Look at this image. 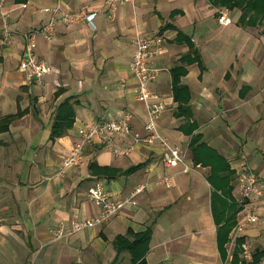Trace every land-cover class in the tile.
I'll return each instance as SVG.
<instances>
[{"label": "crops", "instance_id": "crops-1", "mask_svg": "<svg viewBox=\"0 0 264 264\" xmlns=\"http://www.w3.org/2000/svg\"><path fill=\"white\" fill-rule=\"evenodd\" d=\"M54 2L7 0L11 36L4 44L0 15V264H130L131 252L118 253L115 241L120 235L132 240L130 230L147 228L152 231L148 264H229L234 253L229 256L223 241H229L230 233L219 236L218 228L233 205L239 207L242 158L259 177V221L249 225L245 237L254 256H261L264 23H251L248 15L241 21L242 10L234 8L227 10L231 22L223 24L221 9L208 0H137L114 9L104 0H66L72 10H96V28L85 21L59 23L53 39L39 35L37 52L54 71L38 84L19 68L24 33L49 20ZM137 31L164 37L154 61L161 72L150 87L164 104L159 130L185 153L191 169L166 166L159 141L139 144L121 156L104 141L88 147L87 166L61 175L83 122L130 114L133 129L143 130L145 107L130 67ZM176 66L180 85L186 87L178 98ZM63 104L65 113L74 116L73 127L52 138ZM47 128L49 137L42 140ZM114 140L127 142L118 136ZM167 174L170 186L163 181ZM99 181L118 198L129 197L140 184L146 187L106 222L56 239L59 227L101 213L88 195ZM241 217L239 208L235 225Z\"/></svg>", "mask_w": 264, "mask_h": 264}, {"label": "built area", "instance_id": "built-area-1", "mask_svg": "<svg viewBox=\"0 0 264 264\" xmlns=\"http://www.w3.org/2000/svg\"><path fill=\"white\" fill-rule=\"evenodd\" d=\"M7 0H0V15L4 23L1 43L4 44L11 36V30L7 25L9 11L4 5ZM137 0H104V2L114 9L117 4L129 3L134 5ZM51 17L38 28L30 29L24 33L25 49L20 61V70L25 73L28 80L38 84H45V77L54 71L53 66L44 58L40 57L38 48V36L51 40L55 37L56 28L59 23L72 25L81 21L87 22L96 28V10H90L84 6L80 10H72L67 6L66 0H55L50 8ZM219 22L227 24L231 22L227 10H221ZM135 52L131 61V70L137 79V98L143 103L146 112V121L143 130H135L132 127L130 114H124L119 118H103L90 122H83L79 127L80 138L73 144L67 156L64 158L60 174L64 175L68 169L84 167L88 164V147L95 143L109 141L115 155L121 156L129 154L139 144H152L159 141L163 146L162 159L166 166L176 168L183 166L182 171L191 169L185 153L175 145H172L167 137L159 130V120L163 114L164 104L160 94L153 91L151 83L157 80L161 67L154 63L160 56L164 44V37L161 34H148L137 31L134 38ZM125 139L126 145L117 144L114 138ZM258 174L247 158H242L239 162L238 176V204L242 217L230 232L228 245L229 256L240 248L241 256L245 264H264V252L258 261H255L253 244L245 237V232L249 225L259 221V214L256 207L258 194ZM163 181L170 186V175L163 177ZM144 184H140L126 198H118L111 195L103 182H97L88 192L90 200L101 207V213L91 218L76 219L69 227H59L55 230V238L61 239L69 237L74 233L94 228L109 220L113 215L123 209L125 204L136 197L145 189ZM242 239V241H240Z\"/></svg>", "mask_w": 264, "mask_h": 264}, {"label": "trees", "instance_id": "trees-1", "mask_svg": "<svg viewBox=\"0 0 264 264\" xmlns=\"http://www.w3.org/2000/svg\"><path fill=\"white\" fill-rule=\"evenodd\" d=\"M212 5L219 7L221 10L229 9L232 10L234 8H239L242 10L241 14V21L244 20L245 17H249V21L251 23L259 22L264 23V0H208ZM223 8V9H222ZM250 11H253L249 13ZM240 21V20H239ZM179 69V66H176L173 68V90L175 92V98H178V95L180 96L181 90H183L186 87L181 86L180 84V77L181 72H177L176 70ZM180 89L179 94L177 93V90ZM68 108V106H65L63 104L60 105L58 114L56 115L54 125L52 127V138L59 137L66 133V131L73 127L74 123V116H71L69 114L65 113V108ZM100 170L107 171L110 169L109 167H100ZM136 169V167L132 168ZM237 205H233L232 208V214L230 217L227 218V221L220 225L218 228V233L220 236V232H224V234L229 235L231 232V229L235 225V214L237 211H239L240 207H237ZM131 231V230H130ZM131 235H133V239L129 240L125 236H118L116 241L117 247H118V253H121L125 250H129L131 252V262L130 264H148L145 259V254L148 251L149 247V241L151 239L152 231L150 228H147L146 230L140 231V232H130ZM242 241V239L240 240ZM228 242V239L223 241ZM232 258H230L229 264H244L239 255V251L233 252ZM224 256L226 258V253H224ZM261 256H256L255 261H258Z\"/></svg>", "mask_w": 264, "mask_h": 264}, {"label": "rangeland", "instance_id": "rangeland-1", "mask_svg": "<svg viewBox=\"0 0 264 264\" xmlns=\"http://www.w3.org/2000/svg\"><path fill=\"white\" fill-rule=\"evenodd\" d=\"M223 9V8H222ZM224 10H227V9H225L224 8ZM145 33H148V32H145ZM148 34H152V33H148ZM49 134H50V128H47V129H45L44 131H43V133H42V140L43 139H45V138H47V137H49ZM102 158H100V160H101ZM232 231V230H231ZM229 241H230V235H229ZM229 241H228V245H229Z\"/></svg>", "mask_w": 264, "mask_h": 264}]
</instances>
